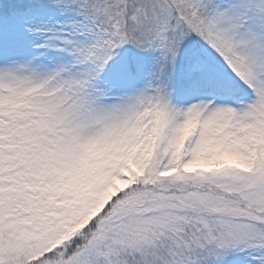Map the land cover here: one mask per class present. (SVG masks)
I'll return each mask as SVG.
<instances>
[{"label":"snow or ice","instance_id":"obj_1","mask_svg":"<svg viewBox=\"0 0 264 264\" xmlns=\"http://www.w3.org/2000/svg\"><path fill=\"white\" fill-rule=\"evenodd\" d=\"M0 264H264V0H0Z\"/></svg>","mask_w":264,"mask_h":264}]
</instances>
